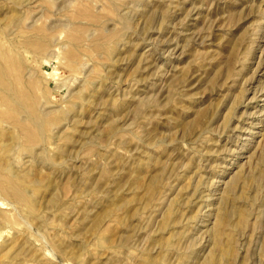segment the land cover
<instances>
[{"label":"rangeland","instance_id":"1","mask_svg":"<svg viewBox=\"0 0 264 264\" xmlns=\"http://www.w3.org/2000/svg\"><path fill=\"white\" fill-rule=\"evenodd\" d=\"M0 264H264V0H0Z\"/></svg>","mask_w":264,"mask_h":264}]
</instances>
